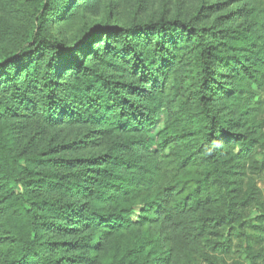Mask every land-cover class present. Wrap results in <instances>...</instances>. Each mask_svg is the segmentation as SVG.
<instances>
[{"label": "trees", "instance_id": "trees-1", "mask_svg": "<svg viewBox=\"0 0 264 264\" xmlns=\"http://www.w3.org/2000/svg\"><path fill=\"white\" fill-rule=\"evenodd\" d=\"M74 2L34 0L31 28L0 57V114L19 105L49 125L118 138L97 154L20 156L0 135V214L17 215L20 228L0 236V264H76L64 249L94 256L127 230L133 242L116 264H264V214L259 225L249 215L264 169V7H236L250 14L236 25L172 19L96 24L71 43L47 35ZM41 186L69 198L42 197Z\"/></svg>", "mask_w": 264, "mask_h": 264}, {"label": "rangeland", "instance_id": "rangeland-1", "mask_svg": "<svg viewBox=\"0 0 264 264\" xmlns=\"http://www.w3.org/2000/svg\"><path fill=\"white\" fill-rule=\"evenodd\" d=\"M63 1L56 0L57 4ZM33 2L34 0H0V57L6 52L16 50L20 46L25 32L31 28ZM214 3L216 5H212ZM73 5H75L73 15H68V18L65 19L56 18L57 21L55 22L49 20L46 25L47 35H53L66 43H71L76 37L81 36L86 29L92 28L96 24L127 26L132 23L172 19L184 21L191 19L196 27L236 25L242 20L248 21L250 18L249 12L243 13V16L239 15V12L235 9L236 7L243 5L244 9H249L252 6L263 8L264 0H256L255 4L251 0H75ZM208 6L209 8H206ZM203 7L205 8L199 10ZM188 52L180 64V71H185L182 73L183 79L185 75L191 73L193 63L194 52L191 54ZM122 60L123 58L118 59L116 63L121 64ZM123 64L126 67L130 65L126 62ZM102 70L112 75L122 74L124 77L128 75L123 73L122 68L119 67L109 68L103 66ZM184 87L186 89L182 91L186 92L187 86ZM0 96L3 99L6 93H0ZM174 102L177 103V101ZM12 109L15 113L7 110V113L0 114V135L9 140L11 152L20 156L43 152H45V156L54 153L58 156L68 157L97 154L105 151L110 143L118 138L116 132L95 137L88 134L89 128L86 125L63 123L52 126L36 113L25 114L19 105ZM161 116L162 122H164V119L169 118L171 115L167 117L162 114ZM261 116L264 117V108ZM122 137V134H119V138ZM91 139H94V142H90ZM72 140H75V143L69 146L68 143ZM36 169L47 170L43 166H38ZM167 169L170 170L171 167L168 166ZM254 181L261 191V203L254 205L249 215L253 222L259 225L260 222L256 217L264 214V169L254 176ZM33 189L35 193L42 197L61 196L64 199L69 198V194H65L66 191L63 192L59 189H48L43 186ZM85 199L96 203L91 195L86 196ZM19 230V217L17 215L0 214V236L16 234ZM83 233L90 235L91 230H85ZM76 234L50 232L46 236L59 241H73ZM132 237V232L128 230L108 235L102 240L103 242L94 256H92V251L78 250L75 247L63 251L68 250L65 255H75L76 264H116L122 260L124 251L132 245ZM261 237L264 239V235H261ZM262 242L264 249V240ZM0 247L2 246L0 245ZM88 258H91V260Z\"/></svg>", "mask_w": 264, "mask_h": 264}]
</instances>
